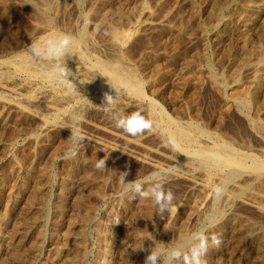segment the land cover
<instances>
[{"label":"rangeland","instance_id":"obj_1","mask_svg":"<svg viewBox=\"0 0 264 264\" xmlns=\"http://www.w3.org/2000/svg\"><path fill=\"white\" fill-rule=\"evenodd\" d=\"M29 1L0 0V59L13 57L48 28L74 36L87 26L88 50L104 61L120 56L142 81L145 103L118 101L114 111H139L152 128L137 136L125 133L100 106L103 102L82 92L78 100L63 103L70 105L66 115L77 116L75 126L86 134L76 154L65 159L70 136L65 126L73 118L64 114L47 121L51 113L36 107L22 112L14 103L17 95L9 92L16 86L20 94L48 101L60 94V86L39 80L30 88L13 67L0 75V84L5 83L0 86V264H143L146 252L138 248L174 245L205 222L214 203L212 190L185 177L188 165L175 163L178 153L163 141L148 101L176 123L199 125L239 151L264 155V0H82L80 6L76 0ZM219 4L225 8L220 19L214 12ZM41 9L51 25L43 22ZM24 15L26 22L18 26ZM116 30L124 40L120 46L113 38ZM252 90L258 94L247 111L241 109L236 99H248ZM103 158L106 168L97 170L94 165ZM125 170L129 181L164 170V187L174 194L177 209L161 219L150 199L122 196L119 171ZM251 191L254 202L264 205V180ZM219 202L223 214L207 235L219 236L221 244L209 247L205 264H264V211L239 200L229 208L224 198Z\"/></svg>","mask_w":264,"mask_h":264},{"label":"bare ground","instance_id":"obj_2","mask_svg":"<svg viewBox=\"0 0 264 264\" xmlns=\"http://www.w3.org/2000/svg\"><path fill=\"white\" fill-rule=\"evenodd\" d=\"M45 1H47V0H45ZM53 1H55V0H53ZM28 2L30 3L29 0H28ZM43 2H41V3H43ZM76 2L78 4V6H80L81 3H82V0H76ZM84 2H85V0H84ZM252 3H256L258 5L257 2H252ZM23 4H24V2H23ZM31 4H33V3L31 2ZM35 5H37V4H35ZM38 5H37V7H38ZM45 5H49V3L46 2ZM214 5H216V4H214ZM220 5H222V4H219L218 6H216V9L214 11L215 15L219 19L222 18L221 16H224V14L223 15H221V14H222L223 10L225 9V8L223 9V7L220 6ZM233 5H235V4H233ZM237 5H238V3H237ZM248 5H250V7H253L252 5H254V4H248ZM28 6H26V7H28ZM26 7H25V9H26ZM36 8H34V9H36ZM236 10H237V7H236ZM242 10H244V7L242 8ZM41 11H42V9H41ZM231 11L233 12V10H231ZM257 11H258V9H257ZM39 12H36V14L39 13ZM43 12L44 11L41 12L42 19H44L43 22H45L47 26L51 25L52 21H51L50 16L47 15L49 18H46V16L43 15L44 14ZM245 12H247V11L245 10ZM34 13L32 15H34ZM237 13H238V11L236 12V14ZM249 13H251V11ZM41 14H39V15H41ZM102 14H104V13H102ZM236 14L234 16H236ZM242 14H243V16H245L244 12ZM253 15H254V13H253ZM228 16L231 17V13ZM250 16L248 17L249 19L251 18ZM240 18H241V16H240ZM23 19L26 22L25 15H24V18L22 17V21H23ZM24 21L20 22V24H18V26L22 25V23H24ZM103 22H104V20H103ZM220 22H222V21H220ZM218 23H219V21H218ZM43 25H44V23H43ZM85 25L86 24L84 23V26ZM245 26H247V25H245ZM86 28H87V26H86ZM86 28H82V30L81 31L79 30V33L77 32L78 34H76L74 36H71V35L68 36V35H65V34H63L61 32L59 33V32L53 31L50 28H48V29L46 28L47 30L44 32V34L43 35L41 34V36H39L36 41L34 39H29L28 42H26V44L24 46L21 45L22 47L19 50H15L16 53L13 55V57H10L8 59H2V60L0 59V75L1 76H6L7 73L10 71V68L13 67L15 69L14 73H16L18 75L17 78L20 80V82H21V80H23V81L26 80V82L28 83L29 86L30 85L34 86V85L38 84L39 80L48 81L46 79V77H45V69L47 67H49L50 65H49V62L47 60L33 61V59L29 56V54L27 52L28 46L31 43L41 42L44 38L52 36V35H63V36H68V37H72L73 38L72 39V48H71L70 53H69L70 57H66L65 62H66V66L68 67V69H70L74 74L76 73V75H77V78L69 77V79L72 80L73 83L76 84L77 88L74 90L73 88H69V87H67L64 84L57 83L60 86V90H61L62 93L60 92V94L55 95L56 97H55L54 100H48V101H44L45 99L44 100L40 99L39 97L41 95L38 96V97H34V96L28 95V94H23V93L20 94L19 91L17 90V88L14 89L16 86L11 88V89L8 88L9 92H12L13 94L17 95V101L14 102V103L17 104L20 108H22L20 111H22L24 109L23 111H27V113L28 112H30V113L32 112L33 113V112H35V110H34L35 107L36 108H40L41 110L42 109L43 110H47V111H49L51 113L50 117L48 116L49 120H47V121H50V120L56 121V120L59 119L60 116H62L64 114L66 115V113L69 112L67 110V108H69L70 105L66 108V107H64L63 103L64 102H68L67 100H70V99H77L78 100V98L82 96L81 95L82 92L89 93L91 95V98L94 99V100H97L98 102H103L102 94H104L105 92H110V94L115 96V90H116V93L118 94V97H119V99H118L119 102L123 100L122 101L123 103L125 102V103H128V105L129 104L132 105L134 103L133 101L135 100V98H137L139 102H144V96L145 95H144V92H143L142 81H141L140 77L137 75V73L134 70V68H132L133 66L130 67L129 65L124 64L123 63L124 60L121 62L120 61L121 57L118 56V55H117L118 59H120V60H118L116 58V56H115V59L104 61V60H102V58H99L94 53L90 52L88 50V48H87V44L89 42L88 38L91 39V37H88L89 34L86 32ZM22 31L23 30H21V34H22ZM118 32H120V31H118ZM118 32H117V30L113 31V38L115 39L117 46H120V44L122 43L123 39L121 40V36H120V34ZM121 33H123V32H121ZM113 38H112V40H113ZM243 45H245V44H243ZM98 46H99V44H98ZM114 48H117V47H114ZM16 49H18V48H16ZM262 51L263 50H261V52ZM261 52H259V55H261L260 54ZM114 53H116V52H113V54ZM116 54H114V55H116ZM109 58H110V56H109ZM259 59H261V58H259ZM263 60H264V57H263ZM212 68H213V66H212ZM210 71H211V69H210ZM208 72H209V70H208ZM211 73H212V78L216 82V84H218V86L219 85L222 86L223 85V81L221 79L216 78V76L213 73V70H212ZM260 76H261V74L258 75L259 78H260ZM7 77H6V79H8V81H9V79H13V77L12 78H10V77L7 78ZM87 77L88 78L90 77L91 79L88 80ZM1 81H0V83H1ZM2 82H4V80ZM254 82H255V84H257L256 82H258V80L257 81L255 80ZM261 82H262V80H261ZM46 83H48V82H46ZM4 84L5 83H2V84H0V86L4 85ZM261 85H259L258 87L255 85V88L256 87L257 88H259V87L261 88ZM30 88H32V87L30 86ZM219 88L222 89L221 87H219ZM8 89H6V90L8 91ZM255 90H252V93L250 92L251 94L248 91V93L250 95V97H248V99L240 98V97L236 99V102L238 103L239 107H241V109L247 111V108H249L250 103L255 99L256 95L258 94V93L256 94L254 92ZM57 91H58V89H57ZM30 92H31V90H30ZM50 93H51V91H50ZM32 94H34V93H32ZM1 95H3V94H1ZM246 95H248V94H246ZM246 95H244V96H246ZM9 98H8V100H9ZM2 99H3V96H2ZM59 102H60V104H59ZM131 102H133V103H131ZM148 102L149 103L147 104L146 107H147V109L149 111L148 112L149 116H150L151 120H153V122L156 123L157 127L160 128L161 131L160 130L159 131L162 133V135L164 137L163 141L165 139V142L169 145V148L171 150H173L174 152L178 153V158L175 160V163L177 165H179V167L181 165H183V164H187L188 165V171L186 173L187 176H185V177L190 179L191 181L195 182L196 184L197 183L200 184L201 186H203L204 188H206V189H208L210 191L212 190L213 192L218 186L219 187H223V188L226 189V191L224 192L223 196H221L220 198H217L215 195L213 196V202L214 203L212 204L213 205L212 207L210 206V208H211L210 212L206 214L207 215L206 216V220H208V221L213 223V221L217 220L218 217H220L223 214V212L217 208V204L220 203L219 200H221L222 198H224V202H225V207L224 208H229L236 201L239 200V201H243V202L250 203V204L254 205L258 210H261L262 212L264 211V205L261 202H258V201L254 202V197H253L254 195H253V193L251 191V188L254 185V183H256L257 181H259L261 179L264 180L263 179L264 178V155L263 156H259V155L254 154V153L239 151V150L233 148L231 144H228L225 141H221L219 138L211 135L212 133L208 134L207 133L208 131L206 132L205 130L201 129L199 125H198L199 126L198 127V126H196V125H194L192 123H188L186 125H184L182 123L181 124L176 123L173 118H171L169 115L167 116L164 113V111L161 109V107H159L157 105V103L155 101H151L150 100ZM23 103H26V104H23ZM135 103L137 104V102H135ZM4 104H6V102ZM16 106H15V108H16ZM19 107H17V108L20 109ZM9 108H10V106H9ZM40 113H42V112H40ZM244 113H246V112H244ZM70 114H71V116L69 114H67V115H69L70 118H73L72 117V116H74V115H72L73 113L71 112ZM40 116H42V115H40ZM43 116H45V115H43ZM69 116L67 118H69ZM40 118L42 119L43 117H40ZM45 121H46V117H45ZM67 121H68V119H67ZM43 122H44V120H43ZM61 122H63V121H61ZM69 122H70V120H69ZM63 124H64L63 126H65V122H63ZM259 127H260V125H259ZM38 138H39V136H38ZM154 166H156V165H154ZM195 171L200 172L201 175L197 176ZM145 214H147V213H145ZM168 215L170 216L169 213H168ZM169 219H170V217H169ZM221 223H222V221H221ZM184 238H186V237H183V239Z\"/></svg>","mask_w":264,"mask_h":264},{"label":"clouds","instance_id":"obj_3","mask_svg":"<svg viewBox=\"0 0 264 264\" xmlns=\"http://www.w3.org/2000/svg\"><path fill=\"white\" fill-rule=\"evenodd\" d=\"M72 39V37L68 36L52 35L44 38L41 42L31 43L28 46L27 52L33 61L47 60L49 62L50 66L45 69V77L49 83L64 84L75 90L77 86L69 77L77 78V75L68 69L65 62L66 57H70ZM118 99L116 90L115 96L110 94V92H105L103 94V103L100 105L112 117L117 128L122 129L131 136L140 135L145 130L152 128V122L146 119L139 111L128 115L116 113L114 109ZM77 120L78 117L74 116L73 124L65 126L70 129V136L67 139L69 147L63 157L65 159L72 158L86 140V134L75 126ZM106 160L104 158L97 159L94 165L95 168L97 170L105 169ZM128 175L129 171L127 170L119 171L122 196H127L131 199H150L157 209L156 214L161 219L164 218L165 212L170 214L173 207L177 209L174 194L171 190H165L164 185L167 173L164 170H158L149 176L131 181L126 179ZM225 191V188L218 186L214 190V195L220 198ZM213 226L210 221L205 220L189 236L167 248H158L156 247V243L148 249H145L144 246L138 248L146 252L143 264H177L178 261H182L183 264H205L203 258L207 254L209 247L218 248L221 244L219 236L212 235L209 237L207 235V232Z\"/></svg>","mask_w":264,"mask_h":264}]
</instances>
